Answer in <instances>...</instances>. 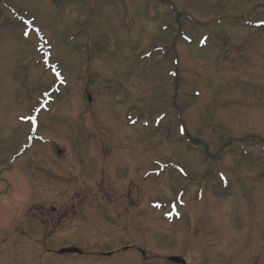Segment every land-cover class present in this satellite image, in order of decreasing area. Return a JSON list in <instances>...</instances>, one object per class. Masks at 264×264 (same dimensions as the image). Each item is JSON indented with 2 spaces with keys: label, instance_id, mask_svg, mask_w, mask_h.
<instances>
[{
  "label": "rangeland",
  "instance_id": "1",
  "mask_svg": "<svg viewBox=\"0 0 264 264\" xmlns=\"http://www.w3.org/2000/svg\"><path fill=\"white\" fill-rule=\"evenodd\" d=\"M259 20L264 0H0V264H264Z\"/></svg>",
  "mask_w": 264,
  "mask_h": 264
},
{
  "label": "water",
  "instance_id": "2",
  "mask_svg": "<svg viewBox=\"0 0 264 264\" xmlns=\"http://www.w3.org/2000/svg\"><path fill=\"white\" fill-rule=\"evenodd\" d=\"M59 253H80V250L77 248H64V249H61ZM170 260L173 262H181L185 264L184 261L178 257H170Z\"/></svg>",
  "mask_w": 264,
  "mask_h": 264
},
{
  "label": "flooded vegetation",
  "instance_id": "3",
  "mask_svg": "<svg viewBox=\"0 0 264 264\" xmlns=\"http://www.w3.org/2000/svg\"><path fill=\"white\" fill-rule=\"evenodd\" d=\"M54 211H55L54 208H52V212H54ZM130 244H131V243H130ZM131 245H132V244H131ZM131 245H128V246H127L128 248H127L126 250L130 249V246H131ZM124 247H125V246H123L122 248H124Z\"/></svg>",
  "mask_w": 264,
  "mask_h": 264
},
{
  "label": "snow or ice",
  "instance_id": "4",
  "mask_svg": "<svg viewBox=\"0 0 264 264\" xmlns=\"http://www.w3.org/2000/svg\"><path fill=\"white\" fill-rule=\"evenodd\" d=\"M24 34H25V35H28V33H27V32H25Z\"/></svg>",
  "mask_w": 264,
  "mask_h": 264
}]
</instances>
